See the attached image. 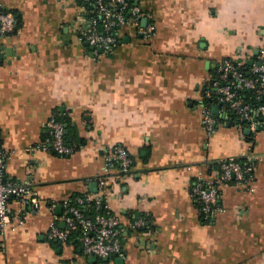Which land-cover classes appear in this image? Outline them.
<instances>
[{"label": "crops", "instance_id": "0c3cea01", "mask_svg": "<svg viewBox=\"0 0 264 264\" xmlns=\"http://www.w3.org/2000/svg\"><path fill=\"white\" fill-rule=\"evenodd\" d=\"M135 4L153 36L126 24L114 50L96 54L78 41L90 27L80 0H0L17 17L14 31L0 36L6 175L30 179L41 201L38 212H23L11 200L0 264H117V257L123 264H264V118L252 130L219 117L210 133L201 108L223 60L249 63L264 50V0ZM58 114L74 152L30 151ZM118 144L134 160L128 175L106 164ZM250 148L258 156L254 189L223 184L224 211L204 220L191 192L196 178H216L217 162ZM78 195L105 197L129 230L124 257L91 262L81 242L47 238L52 222L65 227L64 202ZM140 217L147 227L131 228Z\"/></svg>", "mask_w": 264, "mask_h": 264}, {"label": "built area", "instance_id": "2783aa9c", "mask_svg": "<svg viewBox=\"0 0 264 264\" xmlns=\"http://www.w3.org/2000/svg\"><path fill=\"white\" fill-rule=\"evenodd\" d=\"M82 2L94 5L95 10L89 15L88 7L82 4L83 13L90 27L80 32L78 41L82 45L93 47L96 54L113 51L118 44V32L126 24L137 27L145 39H150L154 34L153 24L141 26L143 13L140 7L132 5L130 0H82ZM16 22L17 17L14 13L6 12L0 7V36L12 33ZM245 63L243 60L225 59L219 64L218 77L213 80L212 88L206 91L201 105L204 122L210 133L220 122L219 117L212 112V107L216 104L221 105L220 113L235 117L238 121L248 122L252 130L257 127L260 116L264 118V50L259 52L257 60H253L249 74L240 70ZM247 93L250 94L248 99ZM205 98L211 100V103L205 104ZM49 128L52 137L30 148V151L48 152L52 148L56 154L62 156L73 153L74 148L65 142L67 134L65 125L57 116L51 118ZM6 156L0 139V230H4L11 223L12 199L20 203L23 212H26L28 207L32 212H38L41 206L38 192L30 179L15 180L6 175ZM105 158L108 168L118 167L124 175L131 173L134 160L123 145L112 147ZM217 164L220 171L216 178L205 180L199 174L191 187L192 195L200 204L202 216L206 221L211 220L215 212L224 211L219 203V192L223 184L234 183L246 189H254L250 182L254 177L258 156L250 148L238 157H229ZM102 184L105 187V181H102ZM64 206L67 209L63 217L65 227H60L55 221L52 222L47 234L49 240L64 243L69 240L72 232H77L85 255L99 259L124 257L123 240L128 229L110 212L104 196H77L75 203L65 201ZM145 223L144 217L137 218L131 228L143 227Z\"/></svg>", "mask_w": 264, "mask_h": 264}, {"label": "trees", "instance_id": "16d2710c", "mask_svg": "<svg viewBox=\"0 0 264 264\" xmlns=\"http://www.w3.org/2000/svg\"><path fill=\"white\" fill-rule=\"evenodd\" d=\"M80 1H81V4L86 5V6L88 7L87 10H88L89 15H90V13H91L92 10H95L94 5H90V4L87 5L86 3L82 2V0H80ZM130 2H131L132 5H135V0H130ZM142 13H143V12H142ZM89 15H86V16L89 17ZM254 60H257V56L254 57ZM250 67H251V65H249V63L246 62L245 65H244L240 70H241L242 72H244L245 74H249ZM217 77H218V74L215 75V77H214L213 80H215ZM213 80H212V82H213ZM212 82L210 83V85H208V86L204 89V91H203V93H204V94H203V97H204V95L206 94V91L212 88V86H211V85H212ZM249 96H250V94L247 93V94H246V99H248ZM204 102H205V104H206V103H209V102L211 103V100H208L207 98H205V99H204ZM212 104H213V102H212ZM57 118H58L59 120H61V121L64 123V125H65V123H66L67 120L64 119V117H62V116H60V115L58 114V115H57ZM261 118H263V117L260 116L259 120H260ZM234 120H235V117H234ZM240 122L243 123V124L248 125V122H243V121H240ZM65 128H66V131H67L68 128H67L66 126H65ZM51 137H52L51 134H49V135L46 136V138H45L44 140H46L47 138H51ZM248 139L252 141V139H250V136L248 137ZM65 142H66L67 145H69V146H71L72 148H74V150L76 149V146H75L74 144H71V143H70V140L68 139L67 134H66ZM49 151L55 153V152L52 150V148H50ZM55 154H56V153H55ZM117 168H118V167H117ZM78 196H83V195H78ZM76 197H77V196H76ZM76 197H75V198H72V199L70 200L71 203H75ZM91 213H92V211H91ZM91 213H90V214H91ZM145 221H146L145 225H144L143 227H141V228H146V227H147V220H146V218H145ZM130 230H132V229L130 228ZM128 231H129V230H128ZM72 240H74V241H76V242H80V240H79V235H78L77 232H72V233L70 234L69 240H68L67 242H70V241H72ZM51 242H54V241H51ZM98 259H99V258H98ZM101 262H103L102 259H99V263H101Z\"/></svg>", "mask_w": 264, "mask_h": 264}, {"label": "water", "instance_id": "95a60500", "mask_svg": "<svg viewBox=\"0 0 264 264\" xmlns=\"http://www.w3.org/2000/svg\"><path fill=\"white\" fill-rule=\"evenodd\" d=\"M143 23H144L143 26H145L146 23H147V19H146V18L143 20ZM91 49H94V48L91 47ZM99 51L101 52L102 50L99 49ZM252 64H253V60H250V61H249V65H252ZM220 110H221V105H220V104H216V105H214V106L212 107V112H213V114H215L216 116H218V117H223L224 119L226 118V119H228V120H232V117H231L230 115H226V114H224V115L222 114V115H221ZM247 132H250V129H247ZM59 209H61V207H59ZM89 260H90L91 262H97L99 259H98L97 257H95V256H92V257L89 258ZM102 260H103V261H109V258H104V259H102ZM116 262H117V264H123V259L117 257Z\"/></svg>", "mask_w": 264, "mask_h": 264}]
</instances>
